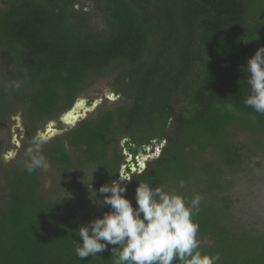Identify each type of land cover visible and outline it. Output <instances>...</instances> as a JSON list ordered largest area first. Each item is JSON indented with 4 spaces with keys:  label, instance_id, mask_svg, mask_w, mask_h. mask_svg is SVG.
I'll list each match as a JSON object with an SVG mask.
<instances>
[{
    "label": "trees",
    "instance_id": "trees-1",
    "mask_svg": "<svg viewBox=\"0 0 264 264\" xmlns=\"http://www.w3.org/2000/svg\"><path fill=\"white\" fill-rule=\"evenodd\" d=\"M82 1L0 0V126L20 109L25 149L97 80L115 97L42 146L57 183L68 181L63 193L45 188L44 169L1 171L0 264H115L111 245L86 258L74 251L78 228L110 210L95 203L86 217L83 189L99 199L113 180L134 207L139 182L200 195V249L218 253L217 264H264V229L232 216L222 177L263 144L254 135L264 136V114L244 103L243 66L264 45V0ZM148 150L157 154L143 173L131 172L127 158L136 164Z\"/></svg>",
    "mask_w": 264,
    "mask_h": 264
},
{
    "label": "clouds",
    "instance_id": "clouds-1",
    "mask_svg": "<svg viewBox=\"0 0 264 264\" xmlns=\"http://www.w3.org/2000/svg\"><path fill=\"white\" fill-rule=\"evenodd\" d=\"M243 69L250 88L244 103L264 114V45L247 58ZM21 84V81H12L10 87L19 89ZM48 141L49 135L38 131L25 150V168L29 174L49 167L42 153V146ZM64 148L70 150L67 141ZM140 172L143 173V168ZM185 186L181 179L178 188ZM98 191L100 198H94L93 203L107 205L110 210L78 228L81 242L74 250L78 257L96 256L111 245L115 264H173L175 260L181 264H217L220 261L218 253L200 249L199 224L194 219L199 212L200 195H194L189 201L178 191L139 182L134 207L125 195L126 185L119 180L101 185Z\"/></svg>",
    "mask_w": 264,
    "mask_h": 264
},
{
    "label": "rangeland",
    "instance_id": "rangeland-1",
    "mask_svg": "<svg viewBox=\"0 0 264 264\" xmlns=\"http://www.w3.org/2000/svg\"><path fill=\"white\" fill-rule=\"evenodd\" d=\"M83 1L85 5H88V0ZM106 81V78L97 80L93 85L83 90L78 98H95L101 93H105L110 99L107 103H114L115 99L111 98L113 97V93H110L108 87H106ZM59 117L60 115L55 119ZM50 124L49 120H47L42 126L37 128L29 139L30 144L38 131L46 132L49 135V140L59 135V132H62L58 130L56 133L57 125L51 126ZM25 132H27L25 120L20 109L9 112L4 120V124L0 126V195L4 192L1 171L9 165L18 168L25 167L27 161V157L25 156ZM235 135L238 136V140H241L245 136L240 132L235 133ZM254 137H258L259 140L263 141L262 147H259L260 150L255 151V153L246 152L245 162L240 165V168L232 171L228 170L222 177L227 182L224 193L229 199L232 216L236 220H239L242 226L262 230L264 229V136L254 135ZM156 154L157 151L150 152L148 150L146 156L149 155V158H152ZM44 171L48 172L45 176V188L48 191L52 189L63 193L66 186H68V181L66 182L65 180V183L60 186L57 183L59 180L57 178L61 174L50 165ZM122 177H128V175H123ZM122 177H120V180L123 181L124 178ZM87 192V189H83L81 199L90 210L89 212L83 211V213H86V217H89L92 216V209L95 208V203H93V199L89 198Z\"/></svg>",
    "mask_w": 264,
    "mask_h": 264
},
{
    "label": "flooded vegetation",
    "instance_id": "flooded-vegetation-1",
    "mask_svg": "<svg viewBox=\"0 0 264 264\" xmlns=\"http://www.w3.org/2000/svg\"><path fill=\"white\" fill-rule=\"evenodd\" d=\"M80 94L81 93H79L78 96ZM78 96L76 97L72 106L69 109H67L66 111L62 112L58 119H55V118L48 119L49 122L51 123L50 124L51 126L57 125L56 133L58 132V130L65 132L69 128H72L78 121L84 119L85 117L89 116L90 114H97L99 111V108L103 102V99L107 98V95H105V93H101L100 95H98L95 98L92 97V98L79 99ZM76 106H77V108H76ZM73 109H75V110L78 109V111L73 112V114H76V113L79 114L80 118L72 126H67V125L65 126V124L62 122V118L65 115L69 114ZM58 126H59V128H58ZM63 126H65V127L62 128ZM60 129H62V130H60ZM62 132H59V134ZM127 161L130 164V166H129L130 171L135 172V170H137V168H138L135 166L137 163L136 164L133 163V166H131L132 162H130V159ZM138 170L140 171L141 169L138 168ZM125 171H126V165L125 164L121 165V168H120L121 176L128 175V178H129L130 174L126 173Z\"/></svg>",
    "mask_w": 264,
    "mask_h": 264
},
{
    "label": "water",
    "instance_id": "water-1",
    "mask_svg": "<svg viewBox=\"0 0 264 264\" xmlns=\"http://www.w3.org/2000/svg\"><path fill=\"white\" fill-rule=\"evenodd\" d=\"M76 108H77V106H76ZM78 111V109H73L69 114H67V115H65L63 118H62V122L65 124V125H67V126H72L79 118H80V116H79V114H73V112H77ZM131 157L129 156L127 159L129 160ZM147 158H149V155L148 156H146V155H144V156H140V157H138L137 158V164H136V167H138L139 169H141V168H144L145 167V164H144V162H145V160L147 159ZM131 166H133V163H131Z\"/></svg>",
    "mask_w": 264,
    "mask_h": 264
},
{
    "label": "snow or ice",
    "instance_id": "snow-or-ice-1",
    "mask_svg": "<svg viewBox=\"0 0 264 264\" xmlns=\"http://www.w3.org/2000/svg\"><path fill=\"white\" fill-rule=\"evenodd\" d=\"M111 98H113V99H114L115 97H111Z\"/></svg>",
    "mask_w": 264,
    "mask_h": 264
}]
</instances>
